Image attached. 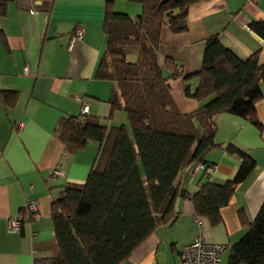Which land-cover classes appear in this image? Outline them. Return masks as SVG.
<instances>
[{"label": "crops", "instance_id": "1", "mask_svg": "<svg viewBox=\"0 0 264 264\" xmlns=\"http://www.w3.org/2000/svg\"><path fill=\"white\" fill-rule=\"evenodd\" d=\"M105 9V0H0V264H33L57 253L51 200L66 183L85 181L99 148L89 141L83 149L67 152L56 135L59 121L80 115L84 104L86 115L107 126L126 123L123 111L109 118L113 82L95 77L106 46ZM113 9L131 17L142 11L139 3L128 0H116ZM257 22L264 23V0H197L188 7L185 31L162 28L156 61L169 75L166 83L181 113L199 106L184 94L180 80L200 69L206 38L216 36L240 59L257 53L264 63V38L251 28ZM77 26L83 28L81 37L75 36ZM189 82L193 90L197 81ZM260 89L259 126L227 113L214 117L215 144H232L254 161L229 202L220 207L221 221L212 225L197 218L190 198L206 178L223 184L235 176L241 159L216 147L206 155V177L201 167L178 175L186 196L176 201V219L158 224L120 264H181L182 247L197 235L223 244L220 264L228 263L229 247L246 230L238 212L250 223L264 199L263 83ZM80 94L83 101L77 98ZM56 166L61 174L53 178ZM32 200L38 204V216L10 230L8 218Z\"/></svg>", "mask_w": 264, "mask_h": 264}, {"label": "trees", "instance_id": "2", "mask_svg": "<svg viewBox=\"0 0 264 264\" xmlns=\"http://www.w3.org/2000/svg\"><path fill=\"white\" fill-rule=\"evenodd\" d=\"M115 1L105 0L106 46L95 77L113 82L109 118L123 111L126 123L107 126L86 114L59 121L56 135L67 152L89 141L99 148L85 181L66 183L52 198L57 253L33 264L124 262L158 224L176 219V201L186 196L178 175L203 165L206 177V155L219 147L241 159L235 176L223 184L206 178L190 196L194 215L217 224L220 207L254 166L244 150L215 144L214 117L227 113L260 125L256 103L262 97L264 63L257 53L240 59L216 36L206 38L200 69L180 80L184 94L199 106L181 113L166 83L169 75L157 64L156 49L163 27L173 33L187 29L188 7L197 0H128L142 7L135 17L114 11ZM251 28L264 38V23ZM192 78L197 81L193 90ZM238 218L246 230L229 247L227 264H264V199L252 222L243 211Z\"/></svg>", "mask_w": 264, "mask_h": 264}, {"label": "built area", "instance_id": "3", "mask_svg": "<svg viewBox=\"0 0 264 264\" xmlns=\"http://www.w3.org/2000/svg\"><path fill=\"white\" fill-rule=\"evenodd\" d=\"M75 36L81 37L83 34V28L81 26L76 27ZM178 70H180L178 68ZM80 101H83V96L80 94L77 96ZM87 112L86 106L83 104L80 110V115H85ZM197 167L203 168V165ZM61 174L60 169L56 166L52 170V177H57ZM38 216V204L35 200L28 202L23 208L22 212L16 216L9 217L7 220V226L10 230H16L20 228L21 224L25 221ZM198 223L200 221L198 220ZM225 246L220 243H212L205 241L201 235H197L194 240L184 245L180 251L181 264H220L221 254Z\"/></svg>", "mask_w": 264, "mask_h": 264}]
</instances>
